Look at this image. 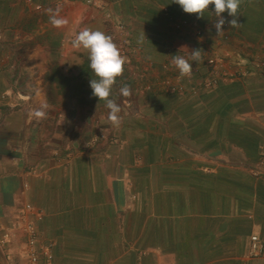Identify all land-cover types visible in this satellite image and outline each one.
I'll list each match as a JSON object with an SVG mask.
<instances>
[{"label":"crops","instance_id":"obj_1","mask_svg":"<svg viewBox=\"0 0 264 264\" xmlns=\"http://www.w3.org/2000/svg\"><path fill=\"white\" fill-rule=\"evenodd\" d=\"M60 1L0 0V236L12 234L0 264H30L24 220L51 245L49 264H264L249 256L251 235L264 239V73L202 84L211 57L263 58L264 0H242L240 26L220 35L214 5L198 18L173 0ZM50 8L64 26L50 23ZM118 22L131 65L112 89L116 127L92 95L87 50L72 40L88 28L117 44ZM195 49L204 63L179 79L173 56ZM167 79L181 89L168 91ZM99 124L116 143L96 137Z\"/></svg>","mask_w":264,"mask_h":264},{"label":"clouds","instance_id":"obj_2","mask_svg":"<svg viewBox=\"0 0 264 264\" xmlns=\"http://www.w3.org/2000/svg\"><path fill=\"white\" fill-rule=\"evenodd\" d=\"M178 4L185 13L197 14L198 18H203L205 12H208L209 6L214 5V12L216 22V34L223 33L225 18L221 15L227 12L228 16L233 17L227 21L229 27L236 28L240 26L238 20V11L242 0H173ZM50 14V23L55 27H62L67 23V20L58 18L59 9H48ZM145 34L140 38V42L145 39ZM74 49L81 47L88 52V59L90 61L89 67L97 77L90 80V87L92 95L98 100L105 102L106 108L109 110L108 119L116 127L121 124V106L111 98L113 86L116 84L117 78L122 76L125 71V64L127 62L113 38L106 35L99 30H91L85 28L81 30L72 42ZM195 61L197 66L204 63V57L200 49L192 50L189 56L174 55L172 58V65L178 70L180 77H190L193 74L192 62ZM120 94L123 97L131 95L130 86L125 85L120 88ZM34 115L37 118H44L46 113L42 110H36Z\"/></svg>","mask_w":264,"mask_h":264},{"label":"built area","instance_id":"obj_3","mask_svg":"<svg viewBox=\"0 0 264 264\" xmlns=\"http://www.w3.org/2000/svg\"><path fill=\"white\" fill-rule=\"evenodd\" d=\"M30 2V0H27ZM92 0H62L58 3L59 6H64L66 4L69 7H74L79 4H90ZM36 8L41 9L40 5H37ZM184 23H176V27L180 28L183 26ZM187 26L194 29V32L196 35H201L202 31L196 24V22L191 21L189 23H186ZM119 38L117 41V46L121 52V54L126 57V60L128 61L130 56V48L131 44L129 43L128 37H127V29L125 28V25L123 23L118 22L116 24ZM228 27V23L226 21L224 28ZM224 40L228 39V35L225 34L222 36ZM3 40L2 33H0V41ZM227 58L230 61V65H225ZM207 68H208V76H206L202 84L205 87H210L217 85L222 77H228L231 74H245L246 72H251L252 70H260L262 73H264V56L262 59H257L255 57H248L242 54H236V55H228L224 54L223 56H216L211 57L207 60ZM196 72L195 69H193V74ZM192 74V75H193ZM191 75V76H192ZM190 76V77H191ZM186 78H190L185 76ZM185 77H178L179 79H185ZM164 87L171 92L178 91L181 89V87L173 83L170 79L163 81ZM6 95H9L10 92L6 91ZM19 98L22 100L28 99V96L25 95H19ZM26 210H32V207L30 205L25 206ZM36 214L37 219L41 218V213L39 211H34ZM24 212L21 213V218L23 219ZM1 226V225H0ZM23 229L25 230L27 234L26 239V255L29 259L30 264H34L38 260L37 252L40 251L42 255L45 257L46 262L49 264L52 260V252H51V245L45 244L39 240V232L36 227V224L33 221L24 220L23 223ZM12 234L9 230L4 229L0 236V245H5L8 240H10ZM249 256L250 257H264V239H261L257 235H251L250 237V247H249Z\"/></svg>","mask_w":264,"mask_h":264},{"label":"rangeland","instance_id":"obj_4","mask_svg":"<svg viewBox=\"0 0 264 264\" xmlns=\"http://www.w3.org/2000/svg\"><path fill=\"white\" fill-rule=\"evenodd\" d=\"M72 42H73V40H72ZM131 65V58H130V56H129V59H128V61L126 62V64H125V66L124 67H126V66H130ZM131 74V73H130ZM129 73L127 74V76H126V79L128 78V79H131L130 77L131 76H129L130 75ZM121 79V78H120ZM125 79V77L123 78V79H121L118 83H117V85H119L121 88L123 87V86H125V85H127L126 84V80H124ZM89 99H91V98H89ZM120 103L121 102H119L118 104L120 105ZM124 103H125V100H124ZM125 106H126V104H124ZM99 126V128H95L96 130V132H97V135H96V137L97 138H99V139H101V138H110V140L111 141H113V142H115L116 143V139H115V137H113V136H109V135H107L108 134V130H107V128L105 129V128H102L101 127V125L99 124L98 125Z\"/></svg>","mask_w":264,"mask_h":264}]
</instances>
